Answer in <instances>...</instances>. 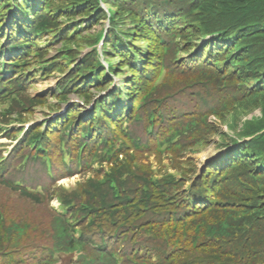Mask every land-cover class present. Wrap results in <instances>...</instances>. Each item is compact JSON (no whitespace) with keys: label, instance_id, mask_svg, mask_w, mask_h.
Listing matches in <instances>:
<instances>
[{"label":"trees","instance_id":"16d2710c","mask_svg":"<svg viewBox=\"0 0 264 264\" xmlns=\"http://www.w3.org/2000/svg\"><path fill=\"white\" fill-rule=\"evenodd\" d=\"M213 1L215 4H219L222 12L226 14L224 19L232 18L233 16V18L239 17L240 21H243L244 25L250 27L240 30L239 32V36H243L245 38V47L243 51L247 52L248 54H252V61H255V63H264V0ZM225 22H227V20H225ZM5 99L6 98H1L0 100L3 101ZM21 193L28 194L24 191H21ZM260 204L263 203L261 202ZM258 206L252 211L254 212L258 210ZM259 211H264V206ZM119 216V214H116L114 219L118 220L120 218ZM205 216L213 222L212 225H209L207 233L215 234L217 231H219L222 235H232L235 231L244 229L246 222H249L252 218V215L248 209L242 210L238 214L232 215L230 218H226L221 210L215 208L213 211H206ZM53 223L57 231L56 233L61 240V243H59L54 248L65 247L72 249L74 240L64 219L58 216L57 219L53 220ZM78 247H82L92 253L90 256L92 257L93 264H114V262H111L110 255L107 254L104 249H92L87 241L83 240H80ZM209 250H211V248H209ZM44 255L45 256L43 257H45L47 262L48 259H53L54 251L50 249V252H45ZM90 263V259H83V264Z\"/></svg>","mask_w":264,"mask_h":264},{"label":"rangeland","instance_id":"374dc122","mask_svg":"<svg viewBox=\"0 0 264 264\" xmlns=\"http://www.w3.org/2000/svg\"><path fill=\"white\" fill-rule=\"evenodd\" d=\"M99 25H94L93 29H98ZM55 52V51H53ZM54 78V77H52ZM56 78H54L51 81H38L35 85V87H33L31 89L33 94H36L38 92H40L41 90H44L46 88L49 87H53L54 86V82H55ZM71 96H76V95H71ZM52 102H56V99L53 98L51 99ZM255 103H247L246 105L242 106L240 109H235L232 112L228 113L226 116H224L223 120L220 123V126L217 130V134H222V136H216V138L213 140V142H211V145L208 146L206 149L201 150L200 152L194 153L192 154V157H194V159H192V161H194L195 166L198 165V161H202L210 152L215 151L216 147L215 144H217L220 140H225L232 136L235 135L236 131H239L240 127L243 126V124H245L244 122L248 121V117H249V123L248 124H254V118H261L262 119V108L258 107L255 105V107L258 108H252L253 105ZM47 112V109L43 108H36V111L34 112V116L31 118V120H39L42 119L45 115V113ZM235 124L236 127L234 126ZM247 124V125H248ZM255 127H258L256 124H254ZM12 140L6 137H3V135H0V142L2 143H10ZM221 143V142H220ZM1 148V146H0ZM82 176L77 175L74 178H70L67 179L66 181H64L65 183H69V185L67 186H73L75 185L76 181L81 179ZM56 203V202H55ZM31 208L30 206H26L25 209H29Z\"/></svg>","mask_w":264,"mask_h":264}]
</instances>
